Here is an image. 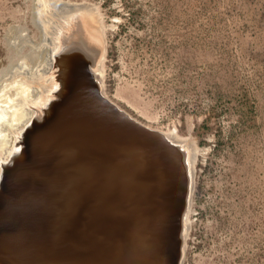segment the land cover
<instances>
[{"label": "rangeland", "instance_id": "374dc122", "mask_svg": "<svg viewBox=\"0 0 264 264\" xmlns=\"http://www.w3.org/2000/svg\"><path fill=\"white\" fill-rule=\"evenodd\" d=\"M66 5L90 6L103 27L105 94L196 146L183 264H264V0H0L7 146L27 75L45 71L40 17Z\"/></svg>", "mask_w": 264, "mask_h": 264}, {"label": "water", "instance_id": "95a60500", "mask_svg": "<svg viewBox=\"0 0 264 264\" xmlns=\"http://www.w3.org/2000/svg\"><path fill=\"white\" fill-rule=\"evenodd\" d=\"M48 14L52 65L27 75L20 99L34 116L0 161V264H183L195 144L105 94L90 6Z\"/></svg>", "mask_w": 264, "mask_h": 264}, {"label": "bare ground", "instance_id": "6f19581e", "mask_svg": "<svg viewBox=\"0 0 264 264\" xmlns=\"http://www.w3.org/2000/svg\"><path fill=\"white\" fill-rule=\"evenodd\" d=\"M75 11H77L76 9H75ZM72 12V11H71ZM73 14H75L74 13V11H73ZM46 30V29H45ZM56 40V36H54L53 37V33L52 32H48L47 34H46V37H45V44H46V50H47V55H46V61H45V71L47 72L50 68H51V65H52V58H51V53H52V50H53V48H54V45H53V42ZM39 97V96H38ZM37 98V97H36ZM23 103L25 102V101H22ZM29 102V101H28ZM28 102H25V103H28ZM28 105H30V103L28 104ZM29 107V106H28ZM26 108V113H25V116H26V118L22 121V122H20V124H19V122L16 124V127H15V134H14V136L13 137H15V135H16V133H17V131L22 127V126H24V125H27L31 120H32V118H33V116H34V114H33V111L31 110V109H29V108ZM4 109L3 108H1V110H0V120H1V118H2V116H3V114H4ZM5 138H1V140H0V161H1V159H2V156H3V154H6L8 151H9V149L11 148V145L13 144V142L12 143H10V145L9 146H7V144H6V142H8L7 140L8 139H5ZM5 150V151H4ZM3 152V153H2Z\"/></svg>", "mask_w": 264, "mask_h": 264}]
</instances>
